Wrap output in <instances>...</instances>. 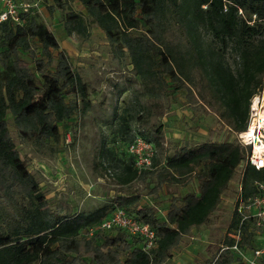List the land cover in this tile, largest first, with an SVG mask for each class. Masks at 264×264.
Returning <instances> with one entry per match:
<instances>
[{
  "label": "trees",
  "instance_id": "obj_1",
  "mask_svg": "<svg viewBox=\"0 0 264 264\" xmlns=\"http://www.w3.org/2000/svg\"><path fill=\"white\" fill-rule=\"evenodd\" d=\"M76 1L88 22L104 32L112 50L127 53L146 95L159 99L170 88L184 90L190 104L216 103L219 120L233 133L246 129L251 99L264 90V0ZM53 2L63 15L67 35L83 36L87 28L83 15L68 10L65 0ZM19 16L21 25L11 20L0 24V202L13 209L12 224L0 231V264H163L185 235L208 221L238 166L243 165L244 197L254 192V181H264V169L245 165L250 146L236 139L205 142L182 147L164 159L154 155L150 168L140 174L129 155L117 176L123 185L152 176L153 193L164 185L185 187L194 181L196 190L172 197L163 219L151 207L138 206L137 195H117L87 214L52 210L15 148L7 115L21 138L42 144L58 141L59 126L76 111V100L65 101V95L77 96L83 110L89 101L85 84L59 50L53 33L32 11ZM33 39L40 45V57L32 51ZM20 51L30 54L32 66ZM52 51H57L53 69ZM227 54L233 55L234 68L225 61ZM151 138L154 149L161 146L156 133ZM115 208L154 230L156 244L148 253L139 237L118 228L84 234ZM237 222L233 213L228 230ZM251 231L242 241L248 248L258 245L252 242ZM226 243L230 241L225 237ZM213 264L241 263L233 251L224 250Z\"/></svg>",
  "mask_w": 264,
  "mask_h": 264
},
{
  "label": "rangeland",
  "instance_id": "obj_2",
  "mask_svg": "<svg viewBox=\"0 0 264 264\" xmlns=\"http://www.w3.org/2000/svg\"><path fill=\"white\" fill-rule=\"evenodd\" d=\"M23 1L38 3L31 10L33 16L53 33L59 50L85 84L89 101L83 110V103L77 96L65 95V101L76 100V111L59 126L58 141L45 140L42 144L21 138L12 117L7 115L15 148L38 182L50 208L63 215L87 214L110 203L117 195H137L138 206L151 207L157 217L163 219L172 197L181 198L196 190V183L193 181L185 187L164 185L158 193H153L156 182L152 176L120 184L117 176L129 162L127 146L136 135L151 141V135L156 133L161 146L155 147L154 155L164 159L182 147L235 141L236 133L219 120V106L216 103L209 106L200 102L190 104L184 90L173 91L171 88L159 99L146 95L127 53L112 50L104 32L88 22L89 17L78 1L65 0L68 10L82 14L87 21L83 36L67 35L63 15L53 0ZM210 43L215 46L214 42ZM30 45L34 54L40 57L38 41L33 39ZM52 54L53 69L57 51ZM19 55L33 65L28 52L20 51ZM233 59L232 54L225 57L232 68ZM261 80L264 89V76ZM143 119L147 124L142 126ZM65 135L69 136V141ZM242 174L243 165H240L208 221L185 235L181 244L174 248L175 253L163 264H213L229 231ZM12 217L13 209L0 202V231L8 229Z\"/></svg>",
  "mask_w": 264,
  "mask_h": 264
},
{
  "label": "built area",
  "instance_id": "obj_3",
  "mask_svg": "<svg viewBox=\"0 0 264 264\" xmlns=\"http://www.w3.org/2000/svg\"><path fill=\"white\" fill-rule=\"evenodd\" d=\"M37 5V2L29 4L25 1L0 0V24L11 20L14 24L21 25L20 12L30 13L32 8H36ZM261 93L251 99L246 129L236 133V140L239 144L250 146L245 165L248 164L256 170L264 169V147L256 146V143L264 141V120L259 117L262 107L261 104L255 103V100L261 99ZM252 124L254 125L253 135L247 141L244 134ZM65 137L66 141H69V136L65 135ZM127 151L132 156L133 167L136 169L137 174L150 168L154 156L152 142L136 135L128 144ZM253 187L254 192L244 197L242 185H238V193L233 207L238 220L237 226L230 229L225 236L230 243L224 244L219 250V253L224 250L233 251L241 264H262V261H264V181H254ZM114 228L125 231L131 237H139L142 241V249L146 253L156 244L154 230L148 224L143 223L121 208H115L99 225L89 228L84 234L92 236L95 231H110ZM252 228L254 229L253 233H255L252 235L254 239L252 242L258 243V245L254 248H248L245 244H242V241L246 233L252 232Z\"/></svg>",
  "mask_w": 264,
  "mask_h": 264
},
{
  "label": "bare ground",
  "instance_id": "obj_4",
  "mask_svg": "<svg viewBox=\"0 0 264 264\" xmlns=\"http://www.w3.org/2000/svg\"><path fill=\"white\" fill-rule=\"evenodd\" d=\"M255 103L261 104L262 110L259 113V117L264 120V93H262V97L259 100H255ZM254 125H250L248 130L245 132L244 136L247 138V141L251 139L253 135ZM256 146L264 147V141H261L260 143H256Z\"/></svg>",
  "mask_w": 264,
  "mask_h": 264
},
{
  "label": "crops",
  "instance_id": "obj_5",
  "mask_svg": "<svg viewBox=\"0 0 264 264\" xmlns=\"http://www.w3.org/2000/svg\"><path fill=\"white\" fill-rule=\"evenodd\" d=\"M193 231V229L190 231V232H192ZM187 236V235H186ZM186 236H184L182 239H184ZM181 244V243H180ZM176 248V247H175ZM195 248H198L197 247V245L195 246ZM183 250H185V249H183ZM175 253V251H174V249H173V251H172V255ZM219 253V252H218ZM218 253H217V255H218ZM216 255V256H217ZM216 256L214 257V259L216 258Z\"/></svg>",
  "mask_w": 264,
  "mask_h": 264
}]
</instances>
